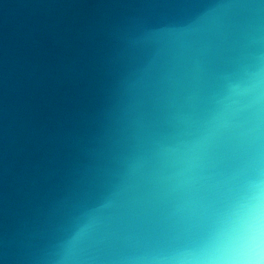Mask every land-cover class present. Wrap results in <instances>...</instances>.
<instances>
[{
    "label": "water",
    "instance_id": "water-1",
    "mask_svg": "<svg viewBox=\"0 0 264 264\" xmlns=\"http://www.w3.org/2000/svg\"><path fill=\"white\" fill-rule=\"evenodd\" d=\"M0 264H264V0H0Z\"/></svg>",
    "mask_w": 264,
    "mask_h": 264
}]
</instances>
